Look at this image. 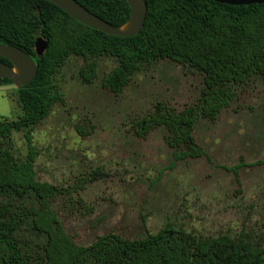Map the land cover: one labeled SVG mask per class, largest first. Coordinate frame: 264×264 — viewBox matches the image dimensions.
<instances>
[{
    "label": "rangeland",
    "instance_id": "rangeland-1",
    "mask_svg": "<svg viewBox=\"0 0 264 264\" xmlns=\"http://www.w3.org/2000/svg\"><path fill=\"white\" fill-rule=\"evenodd\" d=\"M84 62L67 59L52 85L39 89L59 92L64 101L3 143L26 161L30 132L38 179L58 187L52 209L72 239L90 245L109 232L142 239L170 223L197 236H242L264 247V78L235 85L214 120L199 110L193 136L203 154L177 159L163 125L139 136L138 124L160 105L200 108L203 74L156 60L116 94L103 81L118 61L98 59L90 82L80 74ZM22 92L0 83V122L24 114Z\"/></svg>",
    "mask_w": 264,
    "mask_h": 264
},
{
    "label": "trees",
    "instance_id": "trees-1",
    "mask_svg": "<svg viewBox=\"0 0 264 264\" xmlns=\"http://www.w3.org/2000/svg\"><path fill=\"white\" fill-rule=\"evenodd\" d=\"M115 27L127 23V0H76ZM147 17L135 37H119L92 29L46 0H0V43L27 52L38 73L20 94L24 114L0 122V264H264V247L244 237L197 236L167 224L142 239L115 232L80 245L66 232L52 209L58 187L38 179L36 153L27 132L29 156L19 162L4 147L14 131L31 130L64 97L39 90L52 85L70 57L82 58L80 74L90 82L97 60L110 57L117 66L103 86L118 94L142 66L170 59L204 76L201 107L178 112L166 105L145 116L137 134L157 126L167 130L165 140L177 159L203 154L193 132L199 110L214 120L228 107L233 87L253 75L264 78V4L227 5L214 0H146ZM43 38L48 47L35 52ZM0 62L12 65L0 56ZM0 83L11 80L0 79ZM29 91V92H28Z\"/></svg>",
    "mask_w": 264,
    "mask_h": 264
},
{
    "label": "water",
    "instance_id": "water-1",
    "mask_svg": "<svg viewBox=\"0 0 264 264\" xmlns=\"http://www.w3.org/2000/svg\"><path fill=\"white\" fill-rule=\"evenodd\" d=\"M61 8L72 18L92 29L108 35L119 37H135L144 27L148 7L146 0H127L131 13L129 20L121 27H115L99 16L90 12L76 0H46ZM220 4L241 6L264 4V0H214ZM48 47L43 38L36 41L35 52L40 57ZM0 56L11 62L12 65L0 62V79H9L17 88L28 86L37 76L38 68L34 59L24 50L13 45L0 43Z\"/></svg>",
    "mask_w": 264,
    "mask_h": 264
}]
</instances>
